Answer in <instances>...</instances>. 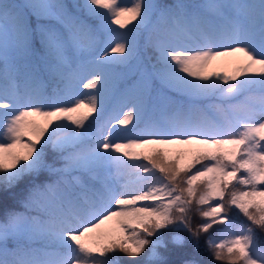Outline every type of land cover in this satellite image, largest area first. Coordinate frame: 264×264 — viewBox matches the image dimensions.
Here are the masks:
<instances>
[{
	"label": "snow or ice",
	"instance_id": "snow-or-ice-1",
	"mask_svg": "<svg viewBox=\"0 0 264 264\" xmlns=\"http://www.w3.org/2000/svg\"><path fill=\"white\" fill-rule=\"evenodd\" d=\"M258 235L264 0H0V264H264Z\"/></svg>",
	"mask_w": 264,
	"mask_h": 264
},
{
	"label": "trees",
	"instance_id": "trees-1",
	"mask_svg": "<svg viewBox=\"0 0 264 264\" xmlns=\"http://www.w3.org/2000/svg\"><path fill=\"white\" fill-rule=\"evenodd\" d=\"M68 2H70V0H68ZM235 60H236L235 57H220L217 65H216L215 71L222 72L225 74H231L235 68ZM114 102L115 101H113L111 104L108 105V107L106 109L105 116H107L109 113H111L113 111ZM117 127H119V126H117ZM117 135H119V133H117ZM231 216H232V219L237 224H246L247 223L245 218L242 215H240L238 213V211H236V210H233ZM200 222L201 221H200L198 215L196 213H193V227H195ZM222 227H223L222 225L214 226V228L211 230V234H215L217 229L222 228ZM256 242H257V245L259 248H264V235H258ZM200 253H201L202 258L205 261H208L210 259L209 253L204 246V238L203 237L201 238Z\"/></svg>",
	"mask_w": 264,
	"mask_h": 264
},
{
	"label": "rangeland",
	"instance_id": "rangeland-1",
	"mask_svg": "<svg viewBox=\"0 0 264 264\" xmlns=\"http://www.w3.org/2000/svg\"><path fill=\"white\" fill-rule=\"evenodd\" d=\"M120 2H121L122 4H128V3H130V0H120ZM114 27H115V26H114ZM218 60H219V58H217L216 60L212 61V63H211V67H210V70H211V71H215V69H216V65H217V63H218ZM114 104H115V102H114ZM124 110H126V109H124ZM121 114H122V112H121Z\"/></svg>",
	"mask_w": 264,
	"mask_h": 264
}]
</instances>
